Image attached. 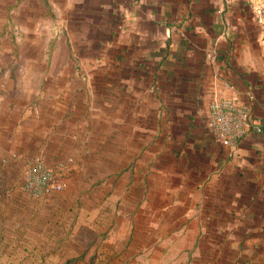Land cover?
Instances as JSON below:
<instances>
[{
  "label": "crops",
  "instance_id": "crops-1",
  "mask_svg": "<svg viewBox=\"0 0 264 264\" xmlns=\"http://www.w3.org/2000/svg\"><path fill=\"white\" fill-rule=\"evenodd\" d=\"M230 94L262 132L222 146ZM34 156L62 192L21 190ZM86 239L105 264H264V0H0V264H86Z\"/></svg>",
  "mask_w": 264,
  "mask_h": 264
},
{
  "label": "built area",
  "instance_id": "built-area-1",
  "mask_svg": "<svg viewBox=\"0 0 264 264\" xmlns=\"http://www.w3.org/2000/svg\"><path fill=\"white\" fill-rule=\"evenodd\" d=\"M206 129L214 143L234 146L248 132L261 133L260 123L250 118L247 107L240 104L234 94L211 100L208 104ZM66 182L34 156L23 174L21 190L35 200L49 198L62 192Z\"/></svg>",
  "mask_w": 264,
  "mask_h": 264
},
{
  "label": "rangeland",
  "instance_id": "rangeland-1",
  "mask_svg": "<svg viewBox=\"0 0 264 264\" xmlns=\"http://www.w3.org/2000/svg\"><path fill=\"white\" fill-rule=\"evenodd\" d=\"M83 241H84L83 242L84 244H82V247H83V249H85V251L83 252V254L80 257L75 255V253L73 252L72 256H74L75 258L70 262H75V261L79 260L80 262H83L86 264H103V263L105 264L106 262L113 260V258L107 259V256H110L111 254L107 255L105 253V255H101V254L97 255L96 251H95V254L89 253L91 246L96 245L97 243L100 244L102 239H93L92 241H91V239H86ZM105 252H107V250H105ZM53 253L54 252H50L49 255H47V257L50 258V260H54V254Z\"/></svg>",
  "mask_w": 264,
  "mask_h": 264
}]
</instances>
